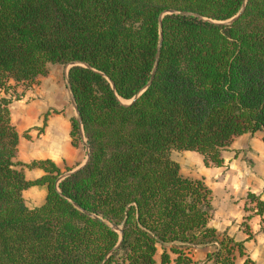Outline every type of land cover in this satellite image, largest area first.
Returning a JSON list of instances; mask_svg holds the SVG:
<instances>
[{
  "label": "trees",
  "instance_id": "obj_1",
  "mask_svg": "<svg viewBox=\"0 0 264 264\" xmlns=\"http://www.w3.org/2000/svg\"><path fill=\"white\" fill-rule=\"evenodd\" d=\"M242 1L0 0V89L77 62L66 79L88 147L87 161L61 178L49 159L14 160L11 99L0 95V264H153L158 250L162 264L169 252L189 264L196 245L213 246L214 264L244 254L208 225L210 188L169 155L191 150L220 166L233 136L264 127V0H245L223 22ZM159 32L154 75L129 102L149 79ZM70 136L80 140L74 117ZM22 166L43 173L25 179ZM31 185L45 196L27 207ZM245 197L264 211L258 195Z\"/></svg>",
  "mask_w": 264,
  "mask_h": 264
},
{
  "label": "crops",
  "instance_id": "obj_2",
  "mask_svg": "<svg viewBox=\"0 0 264 264\" xmlns=\"http://www.w3.org/2000/svg\"><path fill=\"white\" fill-rule=\"evenodd\" d=\"M67 68L66 64H52L45 75L37 76L26 87L16 84L11 87L12 91L0 89V95L7 97L12 92L18 94L17 99L10 98L8 103L10 122L17 133L14 160L29 163L49 159L62 173L84 162L83 145L71 142L70 119L75 118V111L66 83ZM175 151L180 152L179 157L169 155L177 162L180 174L201 178L211 190L212 214L208 225L241 241L244 254L237 255L233 264H242L245 257L251 264H264V211L255 214L253 203L245 197L251 192L264 200V127L233 136L220 152V166H204L201 155L195 151ZM21 170L25 179H34L43 173L38 167L22 166ZM44 196L43 186L31 185L22 190L27 207L39 205ZM212 249V245L191 247L189 264H214L211 259L206 260ZM173 257L169 252V261L163 264H174ZM153 264H162L159 250Z\"/></svg>",
  "mask_w": 264,
  "mask_h": 264
},
{
  "label": "water",
  "instance_id": "obj_3",
  "mask_svg": "<svg viewBox=\"0 0 264 264\" xmlns=\"http://www.w3.org/2000/svg\"><path fill=\"white\" fill-rule=\"evenodd\" d=\"M244 4H245V0H243L242 1V3H241V5H240V7H239V9H238V11L232 16V17H230L229 19H227V20H225V21H223L224 23H230V22H232V21H234L235 19H237V17L241 14V12H242V10H243V8H244ZM165 13H178V14H185V15H188V14H192V13H190V12H185V11H177V10H167V11H165ZM194 15V14H193ZM162 16H163V14H160L159 16H158V27H159V31H160V25H161V18H162ZM160 45H161V35H160V32H159V37H158V41H157V44H156V49H155V54H154V58H153V62H152V67H151V71H150V76H149V79L147 80V82L133 95V97L130 99V101L129 102H131V101H133V100H135L144 90H145V88L150 84V81H151V79H152V77H153V75H154V72H155V69H156V65H157V60H158V55H159V50H160ZM75 64H77V62H69V63H67L66 65L69 67V66H71V65H75ZM66 83H67V79H66ZM67 87H68V85H67ZM68 90H69V87H68ZM69 93H70V100H71V104H72V106H73V108H74V111H75V119H76V122H77V126H78V130H79V136H80V140H81V142H82V144H83V146H84V149H85V159H84V162L82 163V164H84L86 161H87V159H88V147H87V145H86V142H85V139H84V137H83V134H82V130H81V124H80V120H79V117H78V113H77V110H76V106H75V103H74V100H73V97H72V95H71V92H70V90H69ZM81 164V165H82ZM80 165V166H81ZM79 166V167H80ZM78 168V167H77ZM76 169V168H75ZM75 169H73V170H75ZM72 170H70V171H67V172H65V173H62V175L59 177V178H61L62 176H64V175H66V174H68L69 172H71ZM113 227V229H115V230H117V231H119V227L118 226H116V225H113L112 226ZM117 244L118 243H116V245L115 246H113L112 247V249L110 250V251H112V250H114L116 247H117ZM109 251V252H110ZM108 252V253H109ZM103 262V261H102ZM102 262L100 263V264H102Z\"/></svg>",
  "mask_w": 264,
  "mask_h": 264
},
{
  "label": "rangeland",
  "instance_id": "obj_4",
  "mask_svg": "<svg viewBox=\"0 0 264 264\" xmlns=\"http://www.w3.org/2000/svg\"><path fill=\"white\" fill-rule=\"evenodd\" d=\"M15 96L18 98V94L15 93V92H12L11 95H10V98H12V100H15V99H16V98H14ZM78 144L83 145L82 142H81V140L78 141ZM83 147H84V146H83ZM170 154H171V157H176V158H177V157H179L180 152H178V151L176 152L175 150H173V151H171ZM187 169H189V167H188ZM190 169H191V168H190ZM187 177H188V176H187Z\"/></svg>",
  "mask_w": 264,
  "mask_h": 264
}]
</instances>
